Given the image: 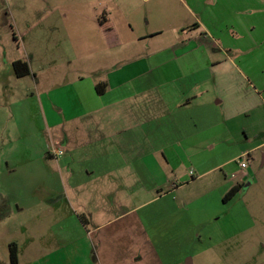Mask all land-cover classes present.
Wrapping results in <instances>:
<instances>
[{"label": "rangeland", "instance_id": "374dc122", "mask_svg": "<svg viewBox=\"0 0 264 264\" xmlns=\"http://www.w3.org/2000/svg\"><path fill=\"white\" fill-rule=\"evenodd\" d=\"M104 12L117 29L118 47L139 53V34L161 28L162 43L173 41L176 27L195 20L175 0H0V264H11L13 243L18 264H264L262 110L257 114L262 119H238L229 136L216 132L214 149L178 151L183 165L175 167L174 152L162 151L171 163L162 171L151 162L148 178L128 185H121L123 178L105 182L103 193L88 201L101 215L98 231L85 236L51 223L44 199L57 162L50 161L53 155L60 159L63 149L49 137L64 134L52 124L49 131L43 114L61 118V110L80 112L79 97L82 91L86 97L97 73L132 58L112 56L117 47L103 38L97 24ZM195 58L206 65L200 55L182 62ZM18 60L29 64L30 75L16 76ZM78 78L82 84L71 87ZM165 127L162 140L171 147L174 124L168 121ZM185 143L188 148L191 138L184 137L183 150ZM148 156L153 161V153ZM241 160L247 169L237 167ZM228 161L230 166L213 170ZM245 174V186L225 202ZM54 184L63 192L58 180ZM111 188L116 195L107 191Z\"/></svg>", "mask_w": 264, "mask_h": 264}, {"label": "crops", "instance_id": "0c3cea01", "mask_svg": "<svg viewBox=\"0 0 264 264\" xmlns=\"http://www.w3.org/2000/svg\"><path fill=\"white\" fill-rule=\"evenodd\" d=\"M175 1L195 20L176 27L173 41L162 43L161 28L139 34L135 39L142 45L140 53L118 47L117 29L108 13L97 16L103 38L117 47L112 56L127 53L132 58L104 74L100 73L103 69L97 73L86 97L84 91L79 97L80 112L61 110V118L43 114L49 131L52 124L62 127L64 134L56 139L50 133L49 139L55 146L60 143L63 156H51L50 162L56 160L57 166L44 199L51 223L61 225L64 231L73 227L87 236V231L102 227L98 220L101 215L88 201L103 193L101 185L112 178H123L121 185L134 184L151 176V162L162 171V165L171 166L162 151H173L178 167L184 163L177 161L178 151L214 149L216 132L229 136L238 119H262L257 114L264 111V0ZM102 20L107 22L105 27ZM198 55L205 57L206 65H199L196 58L182 62ZM162 56L171 58L156 61ZM82 80H72L71 87L82 84ZM102 83L106 90L99 95L96 86ZM168 121L174 124L175 132L170 131L174 137L171 147L162 140ZM241 129L248 136L246 126ZM18 132L32 135L21 129ZM184 137L191 138L185 150ZM198 137L203 138L198 141ZM150 152L153 161L148 159ZM230 162L216 164L213 170L230 166ZM239 163L237 167L244 170ZM247 177L245 174L239 184ZM57 180L63 192L57 191ZM69 202L72 208L63 209Z\"/></svg>", "mask_w": 264, "mask_h": 264}, {"label": "trees", "instance_id": "16d2710c", "mask_svg": "<svg viewBox=\"0 0 264 264\" xmlns=\"http://www.w3.org/2000/svg\"><path fill=\"white\" fill-rule=\"evenodd\" d=\"M107 22L102 20L101 25L105 27ZM15 74L18 78H23L30 75V67L26 61L18 60L14 63ZM106 90V85L104 83L98 84L96 86V91L99 95H103ZM240 191V186L233 187L225 196V202L231 200ZM2 209V208H1ZM0 217H3L0 214ZM10 261L11 264H18V247L15 243L10 245Z\"/></svg>", "mask_w": 264, "mask_h": 264}, {"label": "built area", "instance_id": "2783aa9c", "mask_svg": "<svg viewBox=\"0 0 264 264\" xmlns=\"http://www.w3.org/2000/svg\"><path fill=\"white\" fill-rule=\"evenodd\" d=\"M56 152V151H55ZM58 154H60V153H62L61 151L60 152H57ZM239 167L241 168V169H246L247 168V165H246V163L244 162V161H240V163H239Z\"/></svg>", "mask_w": 264, "mask_h": 264}, {"label": "flooded vegetation", "instance_id": "af4514ba", "mask_svg": "<svg viewBox=\"0 0 264 264\" xmlns=\"http://www.w3.org/2000/svg\"><path fill=\"white\" fill-rule=\"evenodd\" d=\"M246 182H247V181H244L242 184H239V186H240V189H242V187H244V186H245Z\"/></svg>", "mask_w": 264, "mask_h": 264}]
</instances>
